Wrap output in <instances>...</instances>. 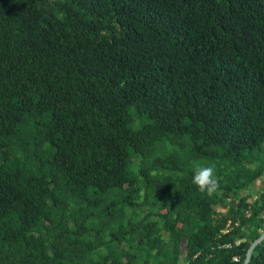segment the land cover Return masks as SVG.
Wrapping results in <instances>:
<instances>
[{
  "label": "trees",
  "instance_id": "obj_1",
  "mask_svg": "<svg viewBox=\"0 0 264 264\" xmlns=\"http://www.w3.org/2000/svg\"><path fill=\"white\" fill-rule=\"evenodd\" d=\"M263 147L264 0H0V264H243Z\"/></svg>",
  "mask_w": 264,
  "mask_h": 264
},
{
  "label": "clouds",
  "instance_id": "obj_2",
  "mask_svg": "<svg viewBox=\"0 0 264 264\" xmlns=\"http://www.w3.org/2000/svg\"><path fill=\"white\" fill-rule=\"evenodd\" d=\"M193 184L202 193L213 194L220 186L219 177L216 175L214 166H200L194 169Z\"/></svg>",
  "mask_w": 264,
  "mask_h": 264
},
{
  "label": "rangeland",
  "instance_id": "obj_3",
  "mask_svg": "<svg viewBox=\"0 0 264 264\" xmlns=\"http://www.w3.org/2000/svg\"><path fill=\"white\" fill-rule=\"evenodd\" d=\"M260 161H264V147L261 153L258 155ZM264 188V175L258 179L254 184H252L248 189L243 190L237 194V197H247L248 202H253L260 194ZM218 212H224L225 209H216Z\"/></svg>",
  "mask_w": 264,
  "mask_h": 264
},
{
  "label": "water",
  "instance_id": "obj_4",
  "mask_svg": "<svg viewBox=\"0 0 264 264\" xmlns=\"http://www.w3.org/2000/svg\"><path fill=\"white\" fill-rule=\"evenodd\" d=\"M264 240V231L261 233V235L250 245L249 249L247 250L245 260L243 264H249L251 260L252 253L257 245L261 244Z\"/></svg>",
  "mask_w": 264,
  "mask_h": 264
}]
</instances>
